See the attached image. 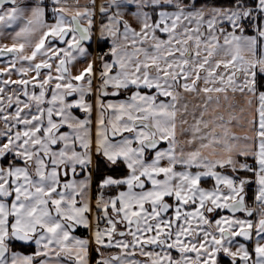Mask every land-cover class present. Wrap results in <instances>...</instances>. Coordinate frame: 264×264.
Wrapping results in <instances>:
<instances>
[{"label": "snow or ice", "instance_id": "6c2138e0", "mask_svg": "<svg viewBox=\"0 0 264 264\" xmlns=\"http://www.w3.org/2000/svg\"><path fill=\"white\" fill-rule=\"evenodd\" d=\"M0 264H264V0H0Z\"/></svg>", "mask_w": 264, "mask_h": 264}, {"label": "rangeland", "instance_id": "374dc122", "mask_svg": "<svg viewBox=\"0 0 264 264\" xmlns=\"http://www.w3.org/2000/svg\"><path fill=\"white\" fill-rule=\"evenodd\" d=\"M82 1H84V0H82ZM68 2H69V4H72L73 3V0H68ZM240 103H241V106H244L243 105V101H240ZM237 115H240V113L237 112ZM190 122H191V120H190ZM246 127H247L246 125H245V128L244 129H241V128L237 127V128L234 129V131H236L240 135H244L245 134V131H246Z\"/></svg>", "mask_w": 264, "mask_h": 264}, {"label": "flooded vegetation", "instance_id": "af4514ba", "mask_svg": "<svg viewBox=\"0 0 264 264\" xmlns=\"http://www.w3.org/2000/svg\"><path fill=\"white\" fill-rule=\"evenodd\" d=\"M86 2H87V0H84V1L80 0V3H81V4H84V3H86ZM8 42H10V41H8ZM13 78H15V77H13Z\"/></svg>", "mask_w": 264, "mask_h": 264}, {"label": "trees", "instance_id": "16d2710c", "mask_svg": "<svg viewBox=\"0 0 264 264\" xmlns=\"http://www.w3.org/2000/svg\"><path fill=\"white\" fill-rule=\"evenodd\" d=\"M81 234H86V233L84 232V230H81Z\"/></svg>", "mask_w": 264, "mask_h": 264}, {"label": "crops", "instance_id": "0c3cea01", "mask_svg": "<svg viewBox=\"0 0 264 264\" xmlns=\"http://www.w3.org/2000/svg\"><path fill=\"white\" fill-rule=\"evenodd\" d=\"M191 99V98H190Z\"/></svg>", "mask_w": 264, "mask_h": 264}]
</instances>
